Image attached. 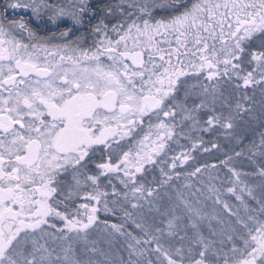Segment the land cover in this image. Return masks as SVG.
<instances>
[{
  "label": "snow or ice",
  "instance_id": "obj_1",
  "mask_svg": "<svg viewBox=\"0 0 264 264\" xmlns=\"http://www.w3.org/2000/svg\"><path fill=\"white\" fill-rule=\"evenodd\" d=\"M0 264H264V0H0Z\"/></svg>",
  "mask_w": 264,
  "mask_h": 264
},
{
  "label": "trees",
  "instance_id": "obj_2",
  "mask_svg": "<svg viewBox=\"0 0 264 264\" xmlns=\"http://www.w3.org/2000/svg\"><path fill=\"white\" fill-rule=\"evenodd\" d=\"M251 134V133H249ZM206 159L209 160V162H214L215 161V157H205Z\"/></svg>",
  "mask_w": 264,
  "mask_h": 264
},
{
  "label": "flooded vegetation",
  "instance_id": "obj_3",
  "mask_svg": "<svg viewBox=\"0 0 264 264\" xmlns=\"http://www.w3.org/2000/svg\"><path fill=\"white\" fill-rule=\"evenodd\" d=\"M32 26H33V27H35V26H36V25H35V22H33Z\"/></svg>",
  "mask_w": 264,
  "mask_h": 264
}]
</instances>
